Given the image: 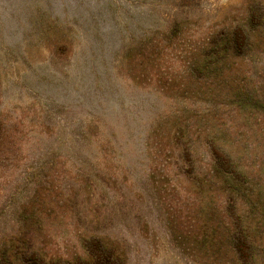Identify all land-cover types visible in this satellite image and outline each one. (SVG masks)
Wrapping results in <instances>:
<instances>
[{
  "label": "rangeland",
  "instance_id": "obj_1",
  "mask_svg": "<svg viewBox=\"0 0 264 264\" xmlns=\"http://www.w3.org/2000/svg\"><path fill=\"white\" fill-rule=\"evenodd\" d=\"M260 6L264 0H0V243L16 232L32 193L53 199L61 232L72 240L82 232L91 244L98 235L128 264H212L171 228L168 207L183 209L185 196L159 194L151 178L158 161L155 178L200 201L193 177L182 174L183 152L147 146L184 99L163 93L169 81L133 62L164 56L177 68L213 31ZM248 56L252 73L264 68L263 54ZM263 118L261 111L252 120ZM238 127L231 140L257 142ZM200 144L206 157L209 143ZM242 179L264 210V172ZM200 215L198 206L186 209L188 223Z\"/></svg>",
  "mask_w": 264,
  "mask_h": 264
},
{
  "label": "trees",
  "instance_id": "obj_2",
  "mask_svg": "<svg viewBox=\"0 0 264 264\" xmlns=\"http://www.w3.org/2000/svg\"><path fill=\"white\" fill-rule=\"evenodd\" d=\"M212 34L200 41L198 53L191 52L177 68L164 56L133 62L134 70L147 69L155 81H169L163 93L184 99L159 121L152 133L155 138L147 146L160 150L167 143L183 152L182 174L193 177L200 201L179 194L178 185L169 184L167 177L155 178L159 170L156 159L151 178L159 194L185 196V209L169 206L168 217L180 242L186 247L189 244L197 256L212 264H264V210L252 200L256 192L242 179L246 174L260 177L264 172V152L257 155L264 147V118L252 120L264 113V84L260 83L264 68L260 64L252 73L248 56L264 55V7L251 10L243 22ZM236 125L238 129L249 127L257 142L244 146L240 140L239 146L231 140ZM203 142L209 143L204 144L206 157L201 152ZM257 183L258 192H263L261 182ZM38 197L30 193L19 206L16 232L0 243V264H128L127 256L121 259L113 250L106 252L98 235L91 244L82 232L75 240L61 232L52 216L53 199ZM195 206L201 215L188 223L186 209Z\"/></svg>",
  "mask_w": 264,
  "mask_h": 264
}]
</instances>
